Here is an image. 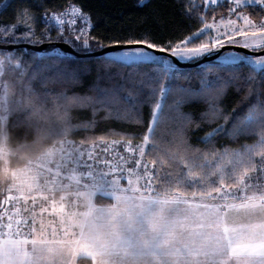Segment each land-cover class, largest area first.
I'll use <instances>...</instances> for the list:
<instances>
[{"label": "trees", "instance_id": "16d2710c", "mask_svg": "<svg viewBox=\"0 0 264 264\" xmlns=\"http://www.w3.org/2000/svg\"><path fill=\"white\" fill-rule=\"evenodd\" d=\"M5 1L0 0V5ZM229 3V0H222L215 5L208 4L205 8L203 0H144V3H140V0H9L0 11V22L5 26L11 25L18 10L27 7L35 18L39 34L47 23L45 13H60L68 7L76 6L91 18L90 35L101 39L105 46L109 45L106 37L129 33H147L155 42L164 43L181 39L201 27L200 17L186 15L185 6L202 9L208 15V22L212 23L229 15ZM245 10L254 15L261 8L258 5H247ZM48 27L55 36L56 30ZM0 43L10 44L6 38H0ZM24 49L14 50L18 53L17 59L22 57L27 62L24 81L14 82L19 72L17 70L9 73L5 78L7 81L0 86V205L8 195L6 185L11 168L24 165L53 143L65 138L87 145L82 139L89 134L104 136V141L119 139L123 143V140L131 139L133 146L138 145L141 138L147 135L149 142L142 160L151 169L153 191L159 196H211L224 188L242 185L255 174L264 176V166L259 168V164L264 162V135L258 134L262 130L260 124L264 123V113L251 110L255 107L257 95L249 97L251 104H240V93L236 91V86L229 85L220 105L228 114L227 120H205L199 127L193 126L186 137L172 139L174 91L162 98L159 94L153 95L152 88L138 85L142 91L136 102L125 103L123 97L127 93L120 90L122 103L114 107H130L133 113H138L136 121L121 120L115 115L105 119L104 109L93 116L91 107L70 106L65 111L54 101H45L40 95L46 90L54 92L67 89L69 92L91 96L96 95L101 87H127L130 75L145 81L154 75L149 63L133 67L116 62L103 66L97 63L99 56L76 57L62 52H38L31 49L25 52ZM4 51L0 50V53ZM54 60L74 64L78 68L80 81L62 84L47 79L53 76V71L44 66ZM222 69H239L243 74L252 73L257 81L264 79V68L257 69L246 62L224 64L215 59L197 66L179 67L165 86L175 89L176 86L184 85L196 89L203 85L204 80H214L216 73ZM33 73H36L34 79ZM142 73L147 75L141 76ZM29 82L30 86L27 84ZM158 100L162 101V112H158L161 119L153 124L151 114ZM5 103L6 138L3 139L2 114ZM207 107L205 100L197 98L186 101L182 111L199 121ZM88 121L93 123L86 131L80 124ZM152 125V131L149 132ZM220 125H223L222 130L216 131ZM135 158L136 153L130 159L132 165ZM54 196L60 198L62 194ZM96 202L109 205L113 200L98 195ZM78 262L90 263L83 257Z\"/></svg>", "mask_w": 264, "mask_h": 264}, {"label": "rangeland", "instance_id": "374dc122", "mask_svg": "<svg viewBox=\"0 0 264 264\" xmlns=\"http://www.w3.org/2000/svg\"><path fill=\"white\" fill-rule=\"evenodd\" d=\"M3 110L5 139L6 103ZM132 162L123 179L101 177L60 198L5 196L0 235L12 237L0 240V264H75L88 244L97 254L96 264H202L235 261L231 258L238 255V261L252 255L263 261L264 176L255 174L211 196H159L151 169L142 159ZM98 195L113 203L98 204ZM198 249L202 253L193 254Z\"/></svg>", "mask_w": 264, "mask_h": 264}, {"label": "snow or ice", "instance_id": "6c2138e0", "mask_svg": "<svg viewBox=\"0 0 264 264\" xmlns=\"http://www.w3.org/2000/svg\"><path fill=\"white\" fill-rule=\"evenodd\" d=\"M253 0H230L228 6L229 17L224 30L221 31L215 22H208V15L200 8L185 6L184 13L189 17L199 16L201 27L195 32L186 35L181 39L166 41L164 43L155 42L150 34H132L106 37L109 40L108 51L101 52L97 63L103 66H110L116 62H123L125 65L138 66L144 63H149L152 66L154 73L147 81L143 79L137 80L135 75L128 77L129 86L119 85L112 87L99 88L96 95H80L74 92H69L67 89L61 91L41 92L40 95L45 101H54L61 109L67 110L70 106L83 108L91 107L93 116L100 109L105 110V116L108 118L115 115L121 120L136 121L138 113H133L130 107L123 109L114 107L122 103V98L119 94L120 90L127 93L123 97L125 103H135L140 96L142 89L138 85H144L153 89V95L159 94L162 98H166L167 94L175 93V102L172 106L173 115L171 117L173 127L171 138H184L189 130L195 126L199 127L200 123L205 120L213 119H228V114L225 113L220 105L224 95L226 94L229 85H235L236 91L240 93V104H251L249 97L257 95L255 110L264 113V79L257 81L252 73L243 74L239 69L234 71H224L223 69L216 73L214 80H204L201 87L193 89L191 86L179 85L175 89L165 87L174 73L179 67L190 62H199L203 59L215 56V58L224 64L250 63L259 67L264 65V0H254L261 11L253 14L248 13L245 9L248 3ZM144 3V0H140ZM215 5L217 0H203V5L207 8L208 4ZM237 9H241L238 11ZM214 15V9L212 10ZM63 16V18H62ZM77 17L79 19H77ZM46 26L42 32L37 34L34 29V16L31 10L27 7H21L14 19V22L8 27H0V34L6 38L7 43L26 42L28 44L42 43H65L74 51L79 53H89L104 49L101 39L94 35H90L92 28L91 18L87 13L81 11L79 7H71L70 14L45 13ZM58 25L56 35L53 36L49 29L52 21ZM242 21L240 26H237V21ZM221 25H225V20H220ZM67 25V27H64ZM212 30L215 33L212 34ZM235 37H240L236 39ZM230 45L233 47H226ZM223 49V51H221ZM247 50V51H243ZM23 51H27L24 49ZM52 52H60L59 48L50 49ZM18 53L12 49L5 50L0 53V86L7 80L5 79L9 73L17 72L18 75L15 81H24V71H26V61L23 58L17 59ZM166 61V62H165ZM175 65V67H171ZM53 71V76L47 79L56 80L62 84H75L80 81L78 68L74 64L61 63L59 60H54L50 64L44 66ZM147 75L146 73L140 74ZM36 73H33V79ZM243 81V83H241ZM29 86L30 82L27 83ZM245 88L247 91H245ZM203 99L207 102L208 107L201 114L199 121L193 120L191 114L182 111V105L191 99ZM162 112V104L158 100L154 104L151 114L153 122L158 123L161 116L157 113ZM92 121L81 122L80 127L86 131L91 128ZM223 125H220L216 131L222 130ZM262 130L258 134L264 135V123L260 124ZM151 131V128H149ZM87 144L96 146V141H104L105 137H96L93 134L85 135L82 139ZM149 142V137L144 135L140 143L136 146L132 145L131 139L123 140V146L129 153H136L135 163H139L145 156V146ZM121 141L111 140L105 144L104 152H108L114 146L120 144ZM116 158V167H122V164L127 163L124 156L119 155L118 150L113 152ZM90 159L94 160L91 151L89 152ZM111 168L113 161H106ZM131 169L132 167H126Z\"/></svg>", "mask_w": 264, "mask_h": 264}, {"label": "built area", "instance_id": "2783aa9c", "mask_svg": "<svg viewBox=\"0 0 264 264\" xmlns=\"http://www.w3.org/2000/svg\"><path fill=\"white\" fill-rule=\"evenodd\" d=\"M70 8L57 14L66 12L70 14ZM49 26L55 30L58 27L54 20ZM110 141L96 142V146L93 147L92 144L83 145L70 138L59 140L24 165L11 168L8 172L6 192L8 195L18 197L53 196L78 193L85 184H90L101 177L123 179L134 153L127 152L122 146V141L108 152H104L105 144ZM117 150L119 155L128 158L127 163L121 165L125 168L116 167L113 152ZM90 151L94 160L89 157ZM110 160L113 163L112 167L108 168L106 161Z\"/></svg>", "mask_w": 264, "mask_h": 264}, {"label": "crops", "instance_id": "0c3cea01", "mask_svg": "<svg viewBox=\"0 0 264 264\" xmlns=\"http://www.w3.org/2000/svg\"><path fill=\"white\" fill-rule=\"evenodd\" d=\"M219 1H222V0H217V2H219ZM230 1V0H229ZM247 5H258L257 3H255L254 2V0H253V2H251V3H248ZM259 6V5H258ZM228 17H229V15L228 16H226L225 18H223L224 20H225V25H221L220 24V20L222 19H219V20H217V21H214L216 24H217V26H218V28L221 30V31H223L224 30V27L226 26V22H227V19H228ZM241 23H242V21H237V26H240L241 25ZM215 33V30H212V34H214ZM236 39H240V37H235ZM8 197L10 196V195H7ZM22 198V197H21ZM28 199H31V198H28ZM6 200H7V198H5L4 197V199L2 200V208H3V206L6 204ZM3 237L5 238V237H7V238H9V237H12V236H9L8 234H5V235H0V240H1V238L3 239ZM32 237L33 236H22V239L23 240H31L32 239ZM184 250V252H186L185 250L186 249H183ZM194 253L193 254H201L202 253V251H200V249H198L197 251H193ZM81 253H83V254H81V255H79V256H76L75 258H74V260H76L74 263L75 264H79V259L80 258H87L88 260H89V264H96V259H97V254H95V251H93L92 250V248H90V245L88 244V246H86V248H84L83 249V252H81ZM186 253H188V252H186ZM217 253H219L218 255H220L221 254V251H217V250H215V252H214V254H217ZM239 257H242V256H233L232 258H231V260H234L235 259V261H230V260H226V261H208V262H211V263H208V262H205V263H202V264H264V256H262V258H263V261L262 260H258V259H255L254 257H256V258H258L257 256H250V259H249V257H248V259H245V260H242V261H238L239 260ZM194 262V261H193ZM187 263V264H197V262H195V263ZM200 262V261H199ZM101 264V263H100ZM102 264H104V263H102ZM200 264V263H199Z\"/></svg>", "mask_w": 264, "mask_h": 264}, {"label": "water", "instance_id": "95a60500", "mask_svg": "<svg viewBox=\"0 0 264 264\" xmlns=\"http://www.w3.org/2000/svg\"><path fill=\"white\" fill-rule=\"evenodd\" d=\"M226 47H233V46L226 45ZM19 48L31 49V50L38 51V52H43V51L50 52V49H52V48H59V49H61L60 52L66 53V54H71V55L76 56V57L100 56L101 52L109 50L108 47L106 46L104 49H101L98 51H93V52H89V53H79V52L74 51L72 48H70L65 43H52V44H50V43L46 42V43H42V44H38V45L28 44V43H16V44L0 43V50H8V49L15 50V49H19ZM221 51H223V49H221ZM243 51H247V50H243ZM215 59H216L215 56H213V57H209L207 59H203L199 62L187 63L181 67L197 66L199 64L210 62V61H213ZM173 66L175 67V65H173Z\"/></svg>", "mask_w": 264, "mask_h": 264}, {"label": "bare ground", "instance_id": "6f19581e", "mask_svg": "<svg viewBox=\"0 0 264 264\" xmlns=\"http://www.w3.org/2000/svg\"><path fill=\"white\" fill-rule=\"evenodd\" d=\"M91 30V29H90Z\"/></svg>", "mask_w": 264, "mask_h": 264}]
</instances>
